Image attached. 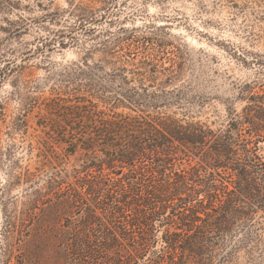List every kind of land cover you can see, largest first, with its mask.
Segmentation results:
<instances>
[{
  "label": "trees",
  "instance_id": "obj_1",
  "mask_svg": "<svg viewBox=\"0 0 264 264\" xmlns=\"http://www.w3.org/2000/svg\"><path fill=\"white\" fill-rule=\"evenodd\" d=\"M67 9L81 26L92 20L87 3ZM135 41L87 49L100 51L101 61L64 71L69 95L40 102L67 122L39 121L46 135L40 143L52 153H44V164L59 165L76 151L81 163L49 175L22 214L34 217L39 203L49 204L63 219L54 237L65 264H218L240 249L264 262V84L243 83L245 104L217 128L162 113L159 107L176 100L137 89L159 74L160 84H170L174 70ZM98 71L105 84L94 77Z\"/></svg>",
  "mask_w": 264,
  "mask_h": 264
},
{
  "label": "rangeland",
  "instance_id": "obj_2",
  "mask_svg": "<svg viewBox=\"0 0 264 264\" xmlns=\"http://www.w3.org/2000/svg\"><path fill=\"white\" fill-rule=\"evenodd\" d=\"M78 2L88 4L92 17L83 26L67 9ZM127 36L174 70L170 84H160L159 74L137 89L176 100L159 107L162 113L217 128L245 104L239 95L243 83L264 84V0H0V264H65L54 237L63 219L49 204L39 203L34 217L22 214L30 193L49 175L81 163L76 151L59 165L44 164V153H52L40 143L46 135L39 121L67 122L39 104L69 95L64 71L83 60L101 61L100 51L87 49L105 42L116 50L111 42ZM14 64L23 69L7 72ZM95 73L105 84L104 71ZM258 144L264 150V142ZM158 229L160 235L163 227ZM250 251L240 249L218 264H264Z\"/></svg>",
  "mask_w": 264,
  "mask_h": 264
}]
</instances>
